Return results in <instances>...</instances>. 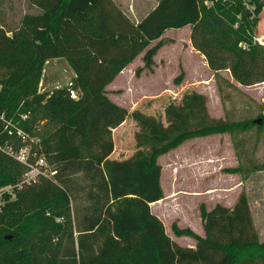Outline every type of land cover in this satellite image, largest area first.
<instances>
[{"label": "trees", "instance_id": "1", "mask_svg": "<svg viewBox=\"0 0 264 264\" xmlns=\"http://www.w3.org/2000/svg\"><path fill=\"white\" fill-rule=\"evenodd\" d=\"M27 1L38 15L24 16L15 31L0 26V187H11L14 196H5L0 208V264H264V242L245 194L232 209L201 206L204 238L173 224L174 234L193 239L195 249L174 242L150 209L164 199L162 155L188 140L244 133L255 124L211 120L209 127L186 130L207 105L194 93L189 116L172 112L163 127L115 105L106 90L142 54L135 76L152 73L165 33L185 27L210 70L229 71L243 87L263 84L264 46L254 40L264 1L161 0L138 24L112 0ZM55 60L68 62L74 80L40 92L43 67ZM130 116L143 149L112 161V131ZM17 121V128L40 136L53 181L16 188L25 168L1 148L10 140L7 126Z\"/></svg>", "mask_w": 264, "mask_h": 264}, {"label": "rangeland", "instance_id": "2", "mask_svg": "<svg viewBox=\"0 0 264 264\" xmlns=\"http://www.w3.org/2000/svg\"><path fill=\"white\" fill-rule=\"evenodd\" d=\"M112 1L137 24L161 0ZM35 13L37 11L27 0H0V26L8 32L17 30L24 16ZM188 33L189 27H186L164 35L165 46L157 55V70L153 73L143 70L136 77L135 71L143 67L142 59L136 60L112 86L118 100L130 114L140 112L151 117L156 125L167 127L170 113L189 116L187 103L196 93L205 96L207 105L205 110L191 116L186 130L209 127L211 120H221L228 125L262 120L261 131L255 124L244 133L197 137L162 155L158 163L162 167L161 185L166 201L154 210L162 213L166 234L174 242H180L172 230L173 224L182 230H192L188 225L197 230L201 206L207 211L217 205L231 209L239 196L245 194L254 229L263 243L264 122L260 116L264 114V83L243 87L232 79L229 71L213 72L203 55L189 49ZM254 41L264 46V11ZM178 78L180 82L175 83ZM73 80L74 72L66 60L51 61L43 67L38 90L52 92L68 88ZM18 126L19 121L11 124V128ZM140 132L137 122L130 116L128 123L116 133L118 152H123L124 158L143 149L137 140ZM14 147L20 146L15 144ZM235 168H240L241 174L229 173ZM10 190L8 186L0 187V208L6 203L5 196H10ZM10 197L14 199L13 195Z\"/></svg>", "mask_w": 264, "mask_h": 264}, {"label": "built area", "instance_id": "3", "mask_svg": "<svg viewBox=\"0 0 264 264\" xmlns=\"http://www.w3.org/2000/svg\"><path fill=\"white\" fill-rule=\"evenodd\" d=\"M23 120H27V116L23 117ZM7 129L10 140L1 148V152L25 168V174L16 188L21 189L31 186L42 180L53 181L56 172L40 154L41 139L26 133L20 128H11V124L7 126ZM18 143L21 146L16 149L14 145H18ZM9 193L11 194V190Z\"/></svg>", "mask_w": 264, "mask_h": 264}, {"label": "crops", "instance_id": "4", "mask_svg": "<svg viewBox=\"0 0 264 264\" xmlns=\"http://www.w3.org/2000/svg\"><path fill=\"white\" fill-rule=\"evenodd\" d=\"M115 4V3H114ZM116 5V4H115ZM117 6V5H116ZM33 7V6H32ZM118 7V6H117ZM33 9H35L36 11H37V13H35V14H31V15H38L39 13H40V11L36 8V7H33ZM123 12V11H122ZM124 13V12H123ZM138 23H140V22H137V24ZM186 28V27H185ZM170 31V30H169ZM169 31H167L166 33H165V35L169 32ZM188 35L190 36V27H189V33H188ZM190 40V39H189ZM189 49L191 50V51H194L195 53H198L193 47H192V44H191V41H189ZM162 50V49H161ZM160 50V51H161ZM160 51H159V53H160ZM142 57H143V54L142 55H140L139 57H137L134 61H133V63H131L130 65H128L119 75H118V77L106 88V90H107V97H108V99H110V101H112L115 105H117V106H119V107H121V108H125L122 104H121V102L118 100V98H117V96L115 95V92H113V91H115V90H113V88H112V86H113V84L122 76V75H124L125 74V72L127 71V69H131L132 68V65L134 64V62L136 61V60H138L139 58H141L142 59ZM159 58L156 56L155 57V62L158 60ZM157 69H156V67H154V70H153V72L154 71H156ZM131 71V70H130ZM152 72V73H153ZM125 109H127V108H125ZM130 113V112H129ZM128 120H129V118L119 127V128H117L116 130H113L112 131V137H113V142H114V152L112 153V155L110 156V160H112V161H119V162H122V161H126V160H129L130 158H132L133 156H131V157H123L124 155H123V152H118V148H117V145H116V138H115V135H116V133H118L120 130H122L123 129V127L128 123ZM166 201V199H165V197H164V199L163 200H161V201H159V202H156V203H153V204H151L150 205V209H151V213L153 214V215H155L162 223H163V225H164V227H166V225L164 224V220H163V218H162V213L158 210L157 212L154 210L155 208H157L158 206H161V204L162 203H164ZM237 202V201H236ZM236 204V203H235ZM235 206V205H234ZM250 207V206H249ZM232 209V208H231ZM251 211V210H250ZM200 228H198L197 230L196 229H193L192 228V226H189L188 225V227H191V229L193 230V231H195V233L198 235V236H200V237H205V235H204V231H203V227H202V220L200 219ZM187 229H189V228H187ZM177 237V236H176ZM180 240V242H176L178 245H180L181 247H185V248H190V249H195V247H196V244H195V241L193 240V239H191V238H189V237H178ZM182 241H187L186 242V244H184V243H182Z\"/></svg>", "mask_w": 264, "mask_h": 264}, {"label": "water", "instance_id": "5", "mask_svg": "<svg viewBox=\"0 0 264 264\" xmlns=\"http://www.w3.org/2000/svg\"><path fill=\"white\" fill-rule=\"evenodd\" d=\"M261 122H262V120H257V121L254 122V124L261 125Z\"/></svg>", "mask_w": 264, "mask_h": 264}]
</instances>
